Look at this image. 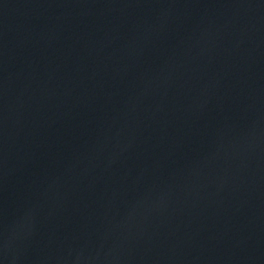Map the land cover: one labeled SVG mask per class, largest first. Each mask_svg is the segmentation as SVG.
Returning <instances> with one entry per match:
<instances>
[{
  "label": "water",
  "instance_id": "obj_1",
  "mask_svg": "<svg viewBox=\"0 0 264 264\" xmlns=\"http://www.w3.org/2000/svg\"><path fill=\"white\" fill-rule=\"evenodd\" d=\"M0 264H264V0H0Z\"/></svg>",
  "mask_w": 264,
  "mask_h": 264
}]
</instances>
